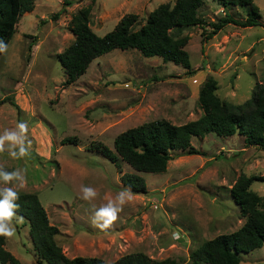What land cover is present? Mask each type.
Segmentation results:
<instances>
[{
    "label": "rangeland",
    "instance_id": "374dc122",
    "mask_svg": "<svg viewBox=\"0 0 264 264\" xmlns=\"http://www.w3.org/2000/svg\"><path fill=\"white\" fill-rule=\"evenodd\" d=\"M174 2L35 0L33 10L19 18L8 50L0 56V135L6 129L18 132L19 122L28 125L25 156L19 157L20 145L8 142L0 152V171L15 172L24 185L19 187L20 181L14 179L8 184L0 181V188L38 196L50 224L60 230L56 240L69 258L98 257L110 263L142 252L155 260L190 264V253L204 241L244 223L229 192L237 177L264 175V149L245 145L238 133L193 137L191 144L205 155L176 153L163 173L139 172L146 181L141 193L120 181L122 173L136 172L128 164L121 162L118 169L100 152L89 150L92 142L113 149L119 133L144 122L165 119L180 125L197 119L202 115L198 91L208 76L217 81L216 95L223 101L240 105L259 89L264 96V0H254L262 26L228 24L204 41L201 28L183 29L190 65L198 70L191 76L160 57L114 49L63 85L66 76L58 54L74 40L69 22L80 8L91 7L89 26L103 35L125 14L138 16L133 26L138 29L158 5ZM228 12L237 19L246 17L245 8L223 9L216 0H205L198 10L207 22ZM210 30L206 27V32ZM65 137L76 138L77 144H61ZM82 186L94 188L97 197L83 201ZM123 189L131 190V200L115 223L101 231L93 225L103 224L96 220L93 206L115 199ZM250 189L264 198V181H253ZM20 223L13 218L15 234L6 237L5 248L23 264H46L37 263ZM241 255L240 264H264V244Z\"/></svg>",
    "mask_w": 264,
    "mask_h": 264
},
{
    "label": "trees",
    "instance_id": "16d2710c",
    "mask_svg": "<svg viewBox=\"0 0 264 264\" xmlns=\"http://www.w3.org/2000/svg\"><path fill=\"white\" fill-rule=\"evenodd\" d=\"M205 0H175L170 6L162 3L153 9L145 22L134 29L138 16L133 13L122 16L112 30L103 35L93 32L89 26L90 6L80 8L69 22L74 35L73 42L58 59L65 73L63 85L74 82L85 72L97 57L114 49H135L145 57L157 56L163 62L182 66L186 76L198 70L190 65L185 49L187 35L183 29L201 28L203 41L212 38L223 27L233 24L245 28L262 26L261 15L254 0H216L223 9L230 6L245 8L246 17L237 19L229 12L217 21L207 22L198 14ZM35 0H0V40L8 45L19 18L34 7ZM70 4L69 1L65 5ZM62 11L55 13L56 18ZM206 27L211 30L206 32ZM1 56V54H0ZM217 81L208 76L198 91V104L202 115L195 120L176 125L165 119H156L128 128L113 140V149L102 143H91L89 150L100 152L116 168L120 163L128 164L136 172H124L120 181L134 192H145L146 181L141 173H163L176 153L205 155L191 144L193 137H204L208 133L229 137L238 133L245 145L264 149V96L255 90L243 104L223 101L216 95ZM5 101V100H3ZM11 104L16 106L11 100ZM77 144L76 138L65 137L61 144ZM262 176L240 174L229 189L245 221L237 230L219 234L204 241L190 253V264H240L241 254L261 248L264 244V198L250 189ZM16 214L28 223V235L37 256V263L46 264H177L174 259L155 260L142 252L120 256L110 263L98 257H67L56 240L60 230L50 224L47 213L35 193H17ZM0 264H23L5 248V237L0 236Z\"/></svg>",
    "mask_w": 264,
    "mask_h": 264
},
{
    "label": "clouds",
    "instance_id": "9594fccd",
    "mask_svg": "<svg viewBox=\"0 0 264 264\" xmlns=\"http://www.w3.org/2000/svg\"><path fill=\"white\" fill-rule=\"evenodd\" d=\"M8 50V45H6L2 40H0V54L6 53ZM17 131L5 130L3 135H0V152L4 150L5 142L11 145H20L19 157H23L27 154L24 147V139L26 138V133L28 132V125L26 122H19L17 124ZM30 143V142H29ZM13 158H17L15 152L11 153ZM14 179L19 180V187H23L24 182L22 177H18L15 172L5 173L0 171V181L4 184H8ZM82 195L80 198L85 202H91L97 197V191L89 186L81 187ZM132 198V193L130 189L121 190L115 199H108L106 204L101 205L96 208L93 206L95 211V216L97 221H103L102 225L93 222V225L100 228L101 231L108 229L112 226L118 219V214L123 210L125 204ZM18 199L17 192L13 190L12 187L0 188V236L12 237L15 234V227L12 225L13 218H16L19 222H23V217H16L15 209L18 205L15 201ZM175 235V234H174Z\"/></svg>",
    "mask_w": 264,
    "mask_h": 264
},
{
    "label": "crops",
    "instance_id": "0c3cea01",
    "mask_svg": "<svg viewBox=\"0 0 264 264\" xmlns=\"http://www.w3.org/2000/svg\"><path fill=\"white\" fill-rule=\"evenodd\" d=\"M20 226H21L22 229L25 230V232L27 234V237H29V235H28L29 226H28V223L26 222V220L24 218H23V222L20 223ZM27 239H29V238H27ZM5 241H6V237H5Z\"/></svg>",
    "mask_w": 264,
    "mask_h": 264
}]
</instances>
